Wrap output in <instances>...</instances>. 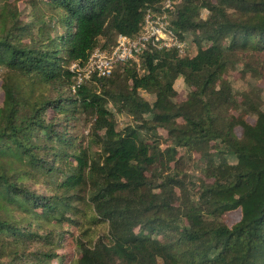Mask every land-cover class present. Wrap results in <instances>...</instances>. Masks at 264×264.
Wrapping results in <instances>:
<instances>
[{
    "label": "trees",
    "instance_id": "16d2710c",
    "mask_svg": "<svg viewBox=\"0 0 264 264\" xmlns=\"http://www.w3.org/2000/svg\"><path fill=\"white\" fill-rule=\"evenodd\" d=\"M21 1L26 21L0 0V264H264V99L228 78L264 79V0H171L185 54L148 46L74 90L70 65L164 0Z\"/></svg>",
    "mask_w": 264,
    "mask_h": 264
},
{
    "label": "built area",
    "instance_id": "2783aa9c",
    "mask_svg": "<svg viewBox=\"0 0 264 264\" xmlns=\"http://www.w3.org/2000/svg\"><path fill=\"white\" fill-rule=\"evenodd\" d=\"M170 6L171 0H164L160 10L152 11L148 8L139 35L128 37L119 33L109 49L96 46L87 52L84 59L73 62L70 65L75 80L72 89L80 86L92 75H110L119 62L133 61L139 66L138 55L148 46L155 49L177 48L181 54H185L187 41L168 26L166 9Z\"/></svg>",
    "mask_w": 264,
    "mask_h": 264
},
{
    "label": "rangeland",
    "instance_id": "374dc122",
    "mask_svg": "<svg viewBox=\"0 0 264 264\" xmlns=\"http://www.w3.org/2000/svg\"><path fill=\"white\" fill-rule=\"evenodd\" d=\"M18 3V7L21 11V18L23 20H28L29 19V13L30 10L28 7H25V5L22 3L21 0H17ZM207 14L206 10H202L201 11V17H205ZM187 39L189 40L190 37ZM188 42V41H187ZM229 76L228 78L230 79V82L233 86V88L236 91H247L250 90L253 94L255 95H259L261 97V99H264V79H250V81H247L246 79H243L240 74L238 73L237 70H230L229 72ZM21 80V84H24L27 87V84L25 82V80L23 78L20 79ZM175 88L177 89L178 92V100L183 99V97L185 96L186 93V87L184 82L182 81L181 78H178L177 81L175 82ZM141 95L143 98L147 99V100H151L152 96L148 93L145 92H141ZM3 98V92H2V86H1V71H0V104ZM116 119H117V128H123L126 125L131 124L132 120L131 118H129L128 115L124 114V113H116ZM253 116H248L247 120L249 122H253ZM79 128V132H83L84 134L87 132L88 129V123L86 122H82L81 125L78 127ZM241 131V129L236 128V132L239 134ZM162 145H164V143L162 142ZM192 175L194 178L197 179L198 175H199V168H192ZM239 216V211L238 210H233L228 212L225 215V221L228 224H231L233 222H235L238 219ZM58 252L61 253L63 252L67 257H71L72 255H76V251L74 249V247L71 245V242H67L64 248H60L58 249Z\"/></svg>",
    "mask_w": 264,
    "mask_h": 264
}]
</instances>
